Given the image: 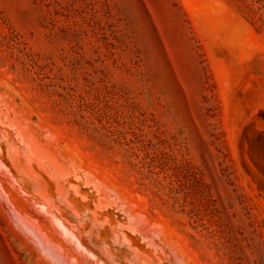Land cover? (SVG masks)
Masks as SVG:
<instances>
[{
	"label": "rangeland",
	"instance_id": "obj_1",
	"mask_svg": "<svg viewBox=\"0 0 264 264\" xmlns=\"http://www.w3.org/2000/svg\"><path fill=\"white\" fill-rule=\"evenodd\" d=\"M0 264H264V0H0Z\"/></svg>",
	"mask_w": 264,
	"mask_h": 264
},
{
	"label": "bare ground",
	"instance_id": "obj_2",
	"mask_svg": "<svg viewBox=\"0 0 264 264\" xmlns=\"http://www.w3.org/2000/svg\"><path fill=\"white\" fill-rule=\"evenodd\" d=\"M163 226V225H162Z\"/></svg>",
	"mask_w": 264,
	"mask_h": 264
}]
</instances>
